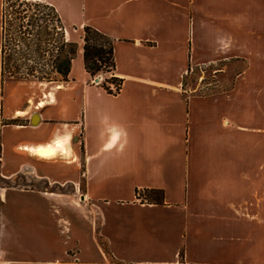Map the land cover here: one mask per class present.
I'll list each match as a JSON object with an SVG mask.
<instances>
[{
	"label": "crops",
	"instance_id": "obj_1",
	"mask_svg": "<svg viewBox=\"0 0 264 264\" xmlns=\"http://www.w3.org/2000/svg\"><path fill=\"white\" fill-rule=\"evenodd\" d=\"M42 1L78 50L68 80L4 82L0 264H264V0Z\"/></svg>",
	"mask_w": 264,
	"mask_h": 264
},
{
	"label": "trees",
	"instance_id": "obj_2",
	"mask_svg": "<svg viewBox=\"0 0 264 264\" xmlns=\"http://www.w3.org/2000/svg\"><path fill=\"white\" fill-rule=\"evenodd\" d=\"M84 62L92 78L100 71L119 82L115 69L114 40L92 26L84 28ZM78 43L67 38L66 26L52 4L42 0H4L1 10V80H68ZM59 77V78H58ZM157 200L161 190H152ZM148 195L149 200L155 199ZM108 251V248L105 247ZM108 256L115 261L108 251Z\"/></svg>",
	"mask_w": 264,
	"mask_h": 264
},
{
	"label": "rangeland",
	"instance_id": "obj_3",
	"mask_svg": "<svg viewBox=\"0 0 264 264\" xmlns=\"http://www.w3.org/2000/svg\"><path fill=\"white\" fill-rule=\"evenodd\" d=\"M3 1L4 0H0V15H1ZM0 26H1V20H0ZM105 71H106V69H105ZM105 71L98 72V74H96L95 77H99L102 81L107 79V78H109V77H111V72L110 71L105 72ZM193 78L195 80L199 81V78L197 76H194ZM8 80H14V79H8ZM205 81H206L207 84L206 85H200V87H199V89L202 90V91L206 90L207 88H211L212 87V85H210V84H211V81H213V77H212V75L210 73L207 75L206 80H204V82ZM4 82H2V80H0V93H2V91L5 88ZM216 85H218V83H216ZM50 87H51V84H49V85H46V84L40 85L39 83H33V82L32 83H25V84L23 83L21 85V88H24V89L27 88V89H32V90L45 89V88H50ZM19 183H20V185H23V182H19ZM39 185L42 186L44 184L40 182Z\"/></svg>",
	"mask_w": 264,
	"mask_h": 264
},
{
	"label": "bare ground",
	"instance_id": "obj_4",
	"mask_svg": "<svg viewBox=\"0 0 264 264\" xmlns=\"http://www.w3.org/2000/svg\"><path fill=\"white\" fill-rule=\"evenodd\" d=\"M58 148H62V149L65 148L63 142L60 140H58L56 144H47V145L38 146L37 148H33L32 150L48 155V154L55 152Z\"/></svg>",
	"mask_w": 264,
	"mask_h": 264
},
{
	"label": "built area",
	"instance_id": "obj_5",
	"mask_svg": "<svg viewBox=\"0 0 264 264\" xmlns=\"http://www.w3.org/2000/svg\"><path fill=\"white\" fill-rule=\"evenodd\" d=\"M104 81V80H103ZM101 79L99 82H103ZM107 85L109 86V88L114 92L117 93L121 87L119 82L113 81V82H107ZM137 198L139 201L141 202H146L149 199L144 195V192L142 190H138L137 192Z\"/></svg>",
	"mask_w": 264,
	"mask_h": 264
},
{
	"label": "water",
	"instance_id": "obj_6",
	"mask_svg": "<svg viewBox=\"0 0 264 264\" xmlns=\"http://www.w3.org/2000/svg\"><path fill=\"white\" fill-rule=\"evenodd\" d=\"M94 81H95V82H99V81H100V78H99V77H95V78H94Z\"/></svg>",
	"mask_w": 264,
	"mask_h": 264
}]
</instances>
